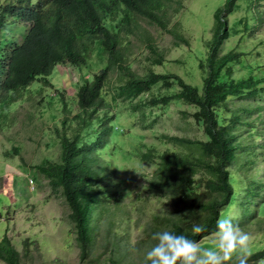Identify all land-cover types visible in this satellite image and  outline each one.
I'll use <instances>...</instances> for the list:
<instances>
[{
  "label": "trees",
  "instance_id": "obj_1",
  "mask_svg": "<svg viewBox=\"0 0 264 264\" xmlns=\"http://www.w3.org/2000/svg\"><path fill=\"white\" fill-rule=\"evenodd\" d=\"M167 1L35 0L2 8L0 127L11 121L9 106L22 90L35 82L40 90L51 88L49 75L55 65L80 67L86 63L84 54L97 45L106 60L98 72L81 76L74 92L75 112L55 129V158L45 155L39 164L28 165L66 201L83 264H143L144 253L155 243L152 233L163 230L211 247L212 240H201L217 232L216 221L226 217L242 231L260 236L257 244L249 245L246 264H264V104L259 102L264 98V71H259L264 64L245 42L221 53V42L229 34L240 32L244 39L249 21L242 16L238 24L227 23L226 14L234 12L237 0H225L213 10L210 38L194 50L200 57L199 83L173 72H135L127 61L126 37L143 39L146 30L139 20L166 27L162 16ZM256 4L262 24L264 0ZM110 73H116L115 78H109ZM112 79L117 81L115 90L109 86ZM58 96L65 103L62 93ZM52 99L49 96L48 102ZM239 100L244 101L240 106ZM117 101H126L127 111L119 117L112 109ZM172 101L191 108L179 113L181 119L194 121L201 138L177 134L164 140V134L155 132L148 118L152 108L165 109ZM260 136L262 142L255 143ZM132 157L153 167L150 173H140L144 182L138 188L125 175L139 170L125 165ZM244 182L252 186L249 196L242 193ZM152 200L163 208L151 210L143 220V209L152 206ZM194 225L201 231L193 233ZM129 227L138 231L133 239ZM0 259L20 264L6 235L0 238ZM236 259L224 264H236Z\"/></svg>",
  "mask_w": 264,
  "mask_h": 264
},
{
  "label": "rangeland",
  "instance_id": "obj_2",
  "mask_svg": "<svg viewBox=\"0 0 264 264\" xmlns=\"http://www.w3.org/2000/svg\"><path fill=\"white\" fill-rule=\"evenodd\" d=\"M29 2L30 0H0V10L6 5L8 8L11 4L19 6ZM224 2L225 0H169L166 2L165 15L162 16L167 22L166 27L160 28L156 23L139 20L140 26L146 30L143 39L136 34L126 37V56L127 61L131 62V70L144 74L150 71L173 72L182 76L185 81L199 83L200 57L194 50L196 47L203 48L204 43L209 40L213 22L211 14ZM256 3L257 0H237L234 12L226 14L230 26L236 24L242 16H246L249 22L244 39H240L241 34L237 32L222 40L221 53L245 42L253 48L254 58L264 64V21L260 24L261 8L259 9L260 5ZM238 27L241 28V24ZM261 40L262 44H259ZM84 56L86 64L81 65V69L69 64L57 65L51 72V88L44 87L40 90L36 87V82L31 84L26 92H23L22 101L9 113V117L14 118L13 121H9L6 127L0 129V177L4 184L0 189V238L4 235L9 237L19 253L20 264H83L75 233L67 216L69 207L66 201L52 189L46 178H42L36 169L32 170L28 165L39 164L45 155L55 158L58 149L55 129L60 126V120L64 116H71L75 112L74 92L76 86L82 83L81 76L85 72L94 73L101 67V55L85 53ZM246 57L250 61L253 59L250 53ZM156 58H160L159 63L154 61ZM259 71L263 72L264 66L260 67ZM239 73L240 69L234 72ZM115 75L116 73H110L109 78H115ZM116 84L117 81L112 79L109 86L114 89ZM58 93H62L65 103L59 99ZM49 96H53L51 102H48ZM147 96L148 93H145L144 97ZM138 99L139 97L134 98L131 102ZM243 102L239 100V106ZM259 102L264 104V98H260ZM125 103L126 101H123L119 104L117 101L113 104L112 109L117 117L122 115L120 112L127 111L124 109ZM152 109L154 113L148 118L152 120L155 132L164 134V140L177 134L201 138V130L189 116L181 119L180 109L191 110L184 103L177 104L172 101L165 109ZM259 112L262 113V110ZM255 115L256 113L250 114L249 117ZM120 119L126 121L130 118ZM257 127L261 128L259 122ZM148 138L151 140L153 136ZM254 140L255 143H261L262 136ZM125 165L139 168L138 171L130 170L125 174L134 180L132 185L137 188L144 182L140 173H150L153 169L152 165L142 163L134 157L127 159ZM203 167L206 168L205 165ZM254 172L259 175L258 179L263 177L256 167ZM242 188V193L249 196L252 186L244 182ZM255 189H258V184ZM151 205L153 207L143 209V220L151 210L159 211L163 208V204L154 200ZM167 209L168 207L165 210ZM232 211L233 209L230 210V215L234 214ZM247 227L250 228V225ZM137 233L138 231L129 227L128 234L131 239ZM248 234L249 245L259 242L258 234ZM216 239L217 232L205 237L201 242L212 240L215 243ZM0 264L7 263L0 259Z\"/></svg>",
  "mask_w": 264,
  "mask_h": 264
},
{
  "label": "clouds",
  "instance_id": "obj_3",
  "mask_svg": "<svg viewBox=\"0 0 264 264\" xmlns=\"http://www.w3.org/2000/svg\"><path fill=\"white\" fill-rule=\"evenodd\" d=\"M6 6L3 8H6ZM87 53L101 55V62L106 60V55L98 49L97 45ZM102 58H104L103 61L101 60ZM57 65L54 66L55 69L58 67ZM54 68L52 71L55 70ZM78 68L81 69L82 66ZM49 78L51 80V74ZM27 89L28 87L20 92L21 97L19 100L10 104L8 116L15 105L22 101L23 92H26ZM13 119L12 117L11 121ZM6 126L7 124L0 127V129ZM200 231L201 227L199 225L193 226V233ZM216 231L217 239L211 247H199L193 240L174 231L163 230L154 232L152 233V239L155 243L144 253L143 264H224V262L234 257L237 258L236 264H246V259L249 255V234L242 231L231 217L218 219L216 221Z\"/></svg>",
  "mask_w": 264,
  "mask_h": 264
}]
</instances>
